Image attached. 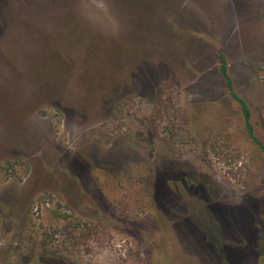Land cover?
<instances>
[{
    "label": "rangeland",
    "instance_id": "1",
    "mask_svg": "<svg viewBox=\"0 0 264 264\" xmlns=\"http://www.w3.org/2000/svg\"><path fill=\"white\" fill-rule=\"evenodd\" d=\"M141 1L0 0V264H264V0ZM129 20L150 59L108 86L94 42Z\"/></svg>",
    "mask_w": 264,
    "mask_h": 264
},
{
    "label": "flooded vegetation",
    "instance_id": "2",
    "mask_svg": "<svg viewBox=\"0 0 264 264\" xmlns=\"http://www.w3.org/2000/svg\"><path fill=\"white\" fill-rule=\"evenodd\" d=\"M49 1L53 2L54 0H48V2ZM140 1L141 0H121V2L126 6V7L124 6L123 7L124 10H122V12L124 13L123 17L125 18L126 14L132 13L133 16H134V20H132V21H135V18L137 17L136 15H138L139 18H143L142 15H139V14H135L134 15L135 8H137V6L140 7L138 4L142 3V1L141 2ZM157 1H159V0H155V3L158 6ZM165 1H167V0H165ZM148 2H149V0H146L147 6H143V7H148ZM159 2H163V0H161ZM167 5H169V4H167ZM169 6L173 7L172 5H169ZM32 11H33V13H35V16H33L34 19L35 20H39V14L42 12V10H41V7H40V5L38 3H37V5L36 4L32 5ZM159 12H160V14H162L163 10L161 9V11H159ZM166 13H168V12H166ZM171 13H173V12H171ZM163 14H165V13H163ZM178 14H179V12H178ZM69 16L73 17L71 15H68L67 17H69ZM75 18L78 19L77 16H75ZM157 19L160 21L159 23H157V25H152V23H151L152 21L150 23L146 24V25L151 28V31L154 33V35H158V34L161 35V31L160 30L162 28H163V34H167V30L169 31V28L163 24V20H160V17H158ZM162 19H163V16H162ZM176 19H177V17H176ZM177 21L179 22L177 24L178 26L175 27V28H172V31L174 33L176 32L175 33L176 34L175 38H177V43L179 45H182L181 48H182V51H183V59L184 60L183 59L181 60V64L183 66H186L185 67V71L189 72L187 74H190L191 72H193L194 69L195 70H199L198 69L199 68V61L194 60V59H192V60L191 59H186V58L191 56L189 54H195L196 55V53L199 51V49H198L199 46H198V43L195 44L196 42L195 43L193 42L194 38H190V39H192L191 42H188L189 40H187V39H189V38H186L187 34H185V33H187V32H185L184 30L188 29L190 25L185 24L184 19L183 20L181 18L179 19V17H178ZM153 24H156V22H154ZM137 25H133L132 22L130 21L129 25H127L125 27V30H124V28L122 30V32L125 33L126 36L123 35L122 37L117 36V37L114 38V35L112 34V36L109 38V36L103 37V34H101L100 35L101 38L96 39L97 42L96 41L94 42V43H96V45H101L102 50H103V54H101L100 56H95V57L91 56L92 58H94L92 67L93 66L97 67L96 70H99L102 66H107V65H109L110 68H114V67H111V64L117 65V64L121 63L123 65V68H119V69L114 68L111 72L107 73L108 77H111V78H109V81L106 82L108 86L109 85L111 86V84L116 86L114 84L115 83V79L113 77H115V76L118 77L120 74H122V75H130V74L134 75L136 70L138 68H141L142 65L145 64V62H148V60L150 59L149 58L150 56L148 58L146 57L144 60H142L140 58L141 60L138 61L137 65H136V68H132L135 59L137 57H139V55L140 56L143 55V54H140V53L133 52V51L136 50L137 45L139 44L138 43L136 45V44H134V43H136V41H132L133 40V36L132 35L138 30L137 27H136ZM53 26H54V22L51 24L50 27H53ZM114 29H116V33L115 34L117 35L118 34V32H117L118 28L115 27ZM114 29H113V31H114ZM190 29H192V28H190ZM88 30L89 29L87 27L86 31L84 30L83 32L88 35ZM156 32H158V34ZM150 40L151 39H149V40L148 39H144L143 40L144 43L142 41V43L139 44V47L141 46V48L143 49L142 46L150 43ZM196 45L198 46L197 47L198 51H197V49L195 47ZM124 46H126V47L124 48ZM137 49H139V48H137ZM139 50H141V49H139ZM34 55H36V56H34ZM218 55H219V62H220L219 71H220V74L222 75L221 66L223 64V60L225 61L226 66H227L228 69H229V66H228L225 54L221 51V52H219ZM38 56H40V55L33 53L32 54L33 60L34 61L38 60V58H36ZM173 58H174V56L171 55V58H170L169 61H171V62L178 61V60H175ZM72 72H74V73L77 72V73H79L80 75H83V76L89 75V76H99V77H101L100 75H104V73L101 72V71H91V70L89 71L90 74L89 73L86 74V73H84V71L82 69L80 70L78 68L77 69H73ZM77 73H75V74H77ZM228 73H229V71H228ZM222 77H223V75H222ZM223 79H224V77H223ZM225 83H226V81H225ZM102 84H103V82H102ZM101 87H102V89H100V90L103 91L104 90V86H101Z\"/></svg>",
    "mask_w": 264,
    "mask_h": 264
},
{
    "label": "trees",
    "instance_id": "3",
    "mask_svg": "<svg viewBox=\"0 0 264 264\" xmlns=\"http://www.w3.org/2000/svg\"><path fill=\"white\" fill-rule=\"evenodd\" d=\"M221 73L226 81V86H227V89L229 90L230 96L241 105L243 117H244L245 124H246L250 138L254 142H256L258 145H261L260 141L256 138V135L254 132V126L252 124V112L250 110V107L248 103L239 94L236 93L233 82L228 73V68L224 60L221 66Z\"/></svg>",
    "mask_w": 264,
    "mask_h": 264
}]
</instances>
